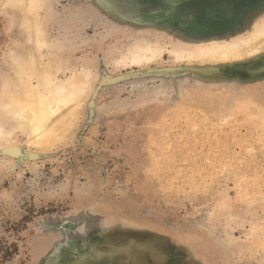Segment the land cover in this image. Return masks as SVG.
<instances>
[{"label": "rangeland", "instance_id": "obj_1", "mask_svg": "<svg viewBox=\"0 0 264 264\" xmlns=\"http://www.w3.org/2000/svg\"><path fill=\"white\" fill-rule=\"evenodd\" d=\"M42 1L43 59L59 80L90 71L93 84L59 143L37 150L15 131L0 147V264H199L189 248L205 264H264V53L211 64L170 54L245 37L264 0ZM9 2L0 82L17 81L16 62L35 50ZM153 43L155 59H131ZM133 242L159 253L141 262Z\"/></svg>", "mask_w": 264, "mask_h": 264}, {"label": "bare ground", "instance_id": "obj_2", "mask_svg": "<svg viewBox=\"0 0 264 264\" xmlns=\"http://www.w3.org/2000/svg\"><path fill=\"white\" fill-rule=\"evenodd\" d=\"M39 1L42 0H10L12 3L9 2L19 13L26 43H32L35 50L26 52L20 56V61L16 62L15 65L21 71L16 76L17 81L3 79L0 82V147L13 143L12 134L15 131L25 134L26 145L37 150H45L59 143L74 126L77 108L93 84L90 71L81 74L82 77L72 73L65 81L59 80L56 77L57 71L44 60L41 49L45 44V30L36 16ZM151 47L156 51L159 46L155 43L151 46L143 44L135 54H131V59H137L138 62L155 59L156 56L150 51ZM263 53L264 19L245 37H235L230 43L215 41L181 43L170 49L175 62L185 60L188 63L205 64L239 62ZM147 54L150 55L149 58L143 57ZM33 81L36 84H33ZM7 152L11 157L8 160L10 163L20 151L11 147ZM124 225L129 226V224ZM103 226L111 228L116 225L107 221ZM194 253L189 248L191 257L196 256ZM155 259L154 255H149L146 264H156ZM197 262L205 264L200 263L201 261ZM187 263L191 264L188 259Z\"/></svg>", "mask_w": 264, "mask_h": 264}, {"label": "flooded vegetation", "instance_id": "obj_3", "mask_svg": "<svg viewBox=\"0 0 264 264\" xmlns=\"http://www.w3.org/2000/svg\"><path fill=\"white\" fill-rule=\"evenodd\" d=\"M137 247H140L141 248V253H143V257H142V260H141V262H143L144 261V258L146 257V255H147V253L146 252H148V251H150V250H153V251H155V252H157V253H159L158 251H156L154 248H151V247H146V246H144V245H142L141 243H139V242H133L132 244H131V249L134 251V252H136V248ZM138 254V253H137ZM160 255H162V256H164L162 253H160ZM190 256H192V255H190ZM165 257V256H164ZM167 259V258H166ZM166 259H164V262H165V260ZM190 259V257L188 258V260ZM195 260H197V261H201L200 263H202V262H205V261H203L202 260V258H197L196 256H194L193 257V261L195 262ZM191 261H192V259H191ZM122 264H139V262H136L134 259H124V260H122V262H121Z\"/></svg>", "mask_w": 264, "mask_h": 264}]
</instances>
